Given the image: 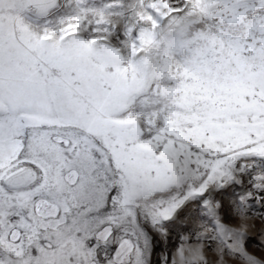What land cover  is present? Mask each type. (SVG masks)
Returning a JSON list of instances; mask_svg holds the SVG:
<instances>
[{
  "label": "snow or ice",
  "instance_id": "obj_1",
  "mask_svg": "<svg viewBox=\"0 0 264 264\" xmlns=\"http://www.w3.org/2000/svg\"><path fill=\"white\" fill-rule=\"evenodd\" d=\"M254 204L264 0H0V264H264Z\"/></svg>",
  "mask_w": 264,
  "mask_h": 264
},
{
  "label": "rangeland",
  "instance_id": "obj_2",
  "mask_svg": "<svg viewBox=\"0 0 264 264\" xmlns=\"http://www.w3.org/2000/svg\"><path fill=\"white\" fill-rule=\"evenodd\" d=\"M253 207H254V210L258 214H264V209H261L258 204H254ZM248 248L250 251H253L256 255H260L261 254V248L259 245V237H256L255 239L249 240ZM160 250H161V248L158 246L156 251L153 254V259H155V257L160 253Z\"/></svg>",
  "mask_w": 264,
  "mask_h": 264
}]
</instances>
